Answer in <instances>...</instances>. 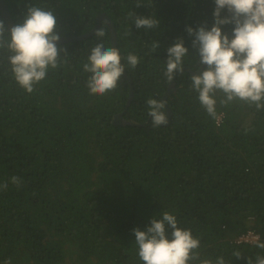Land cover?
<instances>
[{"label":"trees","instance_id":"obj_1","mask_svg":"<svg viewBox=\"0 0 264 264\" xmlns=\"http://www.w3.org/2000/svg\"><path fill=\"white\" fill-rule=\"evenodd\" d=\"M4 1L14 24L26 5L53 10L60 37L85 33L106 14L131 83L122 76L116 89L89 94L82 65L101 39L112 47L102 19L103 38L97 30L58 42L61 66L30 94L13 78L11 53L0 48V183H8L0 191V264H144L132 229L145 230L164 211L199 238L203 259L246 264V257L264 256L255 244L232 241L247 229L264 235V110L240 101L223 106L217 92L216 124L191 88V71L200 65L185 27L210 28L214 0ZM129 12L159 26L136 29ZM221 27L231 34V24ZM125 29L131 35L124 37ZM178 37L188 49L184 71L166 97L169 122L153 127L146 101L162 100L170 83L166 50ZM129 52L140 58L134 69L123 59ZM124 107L134 124L114 125Z\"/></svg>","mask_w":264,"mask_h":264},{"label":"clouds","instance_id":"obj_2","mask_svg":"<svg viewBox=\"0 0 264 264\" xmlns=\"http://www.w3.org/2000/svg\"><path fill=\"white\" fill-rule=\"evenodd\" d=\"M138 3L136 7H140ZM228 13L221 16V12ZM213 23L210 28L200 25L193 29L185 27L188 35L193 36L192 47L197 50L199 65L204 68L198 74L191 75V88L198 95L200 105L207 114L217 117L216 94H223L219 103L228 106L236 101L256 110H264V0H214ZM136 29H153L160 21L153 17H143L129 12ZM56 17L53 10H45L36 5H26L21 23L10 28L0 20V48H7L11 53L8 63L17 85L27 93L34 91V86L46 78L48 71L61 66L58 47L60 39L56 30ZM231 24V34L222 31L223 25ZM95 35L103 38L105 32L98 30ZM131 35L130 29L122 33ZM159 47L158 42L151 45L152 51ZM167 59L164 76L173 80L176 73L184 70L183 58L188 49L181 37L166 50ZM127 65L135 68L140 58L129 52ZM120 50L96 43L83 63V71L89 73L85 85L90 95L102 96L116 89L125 72L121 63ZM148 115L153 127L168 123L164 111L165 102L149 98L146 101ZM10 182L21 186V179L12 176ZM8 183H0V191L6 190ZM171 230L170 232L168 230ZM137 255L144 264H227L223 256L203 259L197 251L199 238L193 237L190 229L178 227L174 214L164 211L159 217L153 216L145 230L133 228ZM255 246L264 249V242L256 239ZM233 257L242 258V253L233 251ZM5 264H11L6 261ZM246 264H264V256L257 255L255 261L246 257Z\"/></svg>","mask_w":264,"mask_h":264},{"label":"water","instance_id":"obj_3","mask_svg":"<svg viewBox=\"0 0 264 264\" xmlns=\"http://www.w3.org/2000/svg\"><path fill=\"white\" fill-rule=\"evenodd\" d=\"M0 15H1L2 20L5 23L7 28H10L11 26L14 25V22L10 16L9 10H8L4 0H0ZM101 19L105 22V24L107 26L111 46L113 48H117L116 47V35H115L114 25H113L112 21L110 20V18L104 13H99L96 15L95 24L93 25V27L89 31L82 33L80 35H75V36L74 35L73 36H61L58 42H62L65 40H71V39H83V38L91 35L92 33H94L95 31L98 30V28L100 26V20ZM202 67H203V65H200L196 71H191V73L192 74L198 73V71ZM186 69H188V67H186ZM123 76L125 77L127 82L130 84L131 80H130V77L126 74V72H124ZM174 85H175L174 80H171L170 83H168V85L166 86L165 92L163 93V95L161 97L162 101L165 102V108H164L165 110L164 111L166 113L168 122H169L170 117H171V110L166 103V97L174 89ZM131 98H132V87H130V89H129V94L127 97L126 105L128 104V102L130 101ZM125 109H126V107H124L123 110H121L120 112L113 115L112 123L114 125L134 124L131 121H128L127 119H125L123 117Z\"/></svg>","mask_w":264,"mask_h":264},{"label":"built area","instance_id":"obj_4","mask_svg":"<svg viewBox=\"0 0 264 264\" xmlns=\"http://www.w3.org/2000/svg\"><path fill=\"white\" fill-rule=\"evenodd\" d=\"M221 118H222L221 113L217 114V117L215 118L214 122L218 124ZM257 238H259V240L264 241V235H260L259 233H256L251 229H247L245 232H241L238 235H236L232 239V241L236 244L238 243L255 244Z\"/></svg>","mask_w":264,"mask_h":264}]
</instances>
